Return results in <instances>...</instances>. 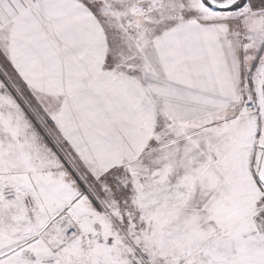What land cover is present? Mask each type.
<instances>
[{
	"label": "snow or ice",
	"instance_id": "obj_1",
	"mask_svg": "<svg viewBox=\"0 0 264 264\" xmlns=\"http://www.w3.org/2000/svg\"><path fill=\"white\" fill-rule=\"evenodd\" d=\"M0 264H264V0H0Z\"/></svg>",
	"mask_w": 264,
	"mask_h": 264
}]
</instances>
